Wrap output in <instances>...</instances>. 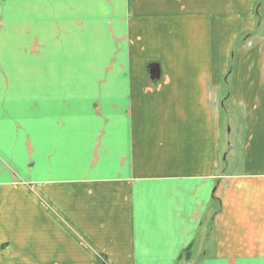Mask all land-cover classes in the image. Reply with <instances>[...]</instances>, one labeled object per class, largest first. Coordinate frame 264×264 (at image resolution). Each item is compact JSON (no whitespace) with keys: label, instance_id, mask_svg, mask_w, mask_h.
<instances>
[{"label":"crops","instance_id":"crops-1","mask_svg":"<svg viewBox=\"0 0 264 264\" xmlns=\"http://www.w3.org/2000/svg\"><path fill=\"white\" fill-rule=\"evenodd\" d=\"M261 6L0 0V264H264Z\"/></svg>","mask_w":264,"mask_h":264},{"label":"water","instance_id":"water-1","mask_svg":"<svg viewBox=\"0 0 264 264\" xmlns=\"http://www.w3.org/2000/svg\"><path fill=\"white\" fill-rule=\"evenodd\" d=\"M148 73L151 80H158L160 78V69L158 65H150Z\"/></svg>","mask_w":264,"mask_h":264},{"label":"rangeland","instance_id":"rangeland-1","mask_svg":"<svg viewBox=\"0 0 264 264\" xmlns=\"http://www.w3.org/2000/svg\"><path fill=\"white\" fill-rule=\"evenodd\" d=\"M260 18L262 19L261 21H257V25L259 26L258 31L263 30L264 33V0H262V6L260 9ZM193 264V263H191Z\"/></svg>","mask_w":264,"mask_h":264},{"label":"trees","instance_id":"trees-1","mask_svg":"<svg viewBox=\"0 0 264 264\" xmlns=\"http://www.w3.org/2000/svg\"><path fill=\"white\" fill-rule=\"evenodd\" d=\"M191 258V254H190V248H188L187 250H185V252L180 256V260H184V261H189Z\"/></svg>","mask_w":264,"mask_h":264}]
</instances>
